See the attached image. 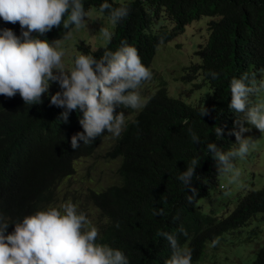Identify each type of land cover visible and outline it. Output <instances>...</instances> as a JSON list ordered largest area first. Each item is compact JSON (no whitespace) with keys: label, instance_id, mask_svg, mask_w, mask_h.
<instances>
[{"label":"trees","instance_id":"obj_1","mask_svg":"<svg viewBox=\"0 0 264 264\" xmlns=\"http://www.w3.org/2000/svg\"><path fill=\"white\" fill-rule=\"evenodd\" d=\"M105 2L113 7H129V15L112 28L110 45L119 48L124 38L146 61L156 44L183 31L192 19L217 16L207 22V37L196 51L199 62L195 65L207 80L211 104L196 107L184 122L170 105L158 111L149 107L127 127L135 136L123 135L104 156L99 154L110 162L118 159L104 183L64 187L69 188L64 199L77 204L79 212L84 213L85 205L94 207L104 217L99 223L100 239L124 252L129 264H165L171 248L157 231L176 236L182 246L190 248L193 263L202 255L205 241L264 211V187L239 191L232 209L223 216L212 217L211 210L196 204L199 197H209L210 190L221 186V174L207 144L214 142L224 151L238 147L230 134L237 114L229 108V85L232 77L264 68V0H82L86 11L91 6L99 9ZM104 14L108 16L107 11ZM160 16L170 20L171 26L168 20L167 24L157 25ZM6 24L11 23L0 18V25ZM66 30L62 21L39 38L51 42L63 37ZM13 32L18 36L17 31ZM212 72L217 73L215 79ZM53 90L59 91V85H53ZM204 107L208 114L202 116ZM62 111L40 104L30 108L29 115L11 116L0 101V214L10 222L8 234L14 231L15 221L46 210L56 198L62 178L73 172L76 160L97 148L96 140L88 145L79 141L78 149L71 147V137L83 128L77 122L70 125L69 119L65 123L59 118ZM35 125L47 128L41 137L51 139L40 141V145L18 140ZM216 126L223 130L220 138L214 132ZM189 129L200 142L192 141ZM192 159L199 162L192 181L197 189L195 196L178 178ZM160 209L163 215L153 214ZM247 259V264H264V244Z\"/></svg>","mask_w":264,"mask_h":264},{"label":"clouds","instance_id":"obj_2","mask_svg":"<svg viewBox=\"0 0 264 264\" xmlns=\"http://www.w3.org/2000/svg\"><path fill=\"white\" fill-rule=\"evenodd\" d=\"M90 8L86 11L82 0H0V18L11 23L0 25V101L11 116L29 115V109L39 107L40 104L62 108L64 111L59 118L65 123L69 119L70 125L77 122L83 128V132H77L71 137V147L78 149L79 141L88 145L94 140L98 147L104 141L106 151L99 150L104 156L109 151L108 147L118 143L123 135H136L128 132L127 127L137 121V117L149 107L154 106L158 111L165 105H170L184 122L196 107L207 102V105L211 104L210 95L206 102L189 103L181 97L178 88L176 92L168 91L165 76L171 74L161 72L159 67L158 75L152 61L156 47L168 40H161L155 45L148 61L139 56L138 49L129 45L124 38L119 48L110 45L112 28L129 15L126 4L113 7L105 2L99 9L93 7L103 15L107 11L108 16H105L113 26L109 29L101 27L97 37L99 42H93L91 46L83 44L81 36L78 37L79 42L73 38L75 48L69 63L65 64L64 40H59L67 35L68 39L76 29L87 26L86 18ZM211 17L208 20L217 18ZM62 21L64 29H67L63 37L51 42L39 38L53 27L59 26ZM73 27L75 28L72 30ZM97 29L91 26L84 30V34ZM13 30L18 32V36ZM203 43L197 45L201 47ZM98 48L100 50L97 53H92ZM197 50L193 52L199 57ZM198 62L199 59L184 66L181 75H172L179 80L178 85L179 82L192 80H195L194 87L207 84V80L195 69ZM256 71L261 74L260 79L256 78ZM210 75L213 79L217 77L215 72ZM53 85H59L60 90L54 92ZM229 86V108L237 114L230 134L234 135L238 147L224 151L211 142L207 144V149L217 162L218 173L231 174V180L235 181L241 173L234 161L245 158L254 143L251 137L244 136V133L250 131L245 123L264 133V68L253 70L251 75L245 72L239 77H232ZM257 94L258 99L262 100L254 102ZM47 96L50 98L45 101ZM71 112L73 115L69 116ZM207 114L208 109L204 107L201 115ZM46 130L41 125H35L24 131L18 140L40 145V141L45 143L51 139L41 137ZM222 131L218 126L214 129L218 138ZM189 132L193 142H200L196 133L191 129ZM123 143L124 141L119 142ZM104 159L111 160L106 157ZM198 164L196 159H192L178 177L186 189H191L192 196L197 192L192 187V181ZM192 196L189 197L190 203ZM61 207L62 210L47 207L46 210L24 216L22 221H15L14 231L10 234L7 233L10 222H6L5 217L0 214V264H129L124 252L106 245L100 239L99 223L104 217L96 209L93 216L96 227L88 228L86 211L79 212L77 204L71 202ZM210 210V216L219 217ZM153 214L163 215V210ZM180 231L187 236L182 227ZM225 231L227 230L222 232ZM222 232L205 241L204 246L209 242L214 248L218 243L217 236ZM156 234L165 238L171 248V256L165 264H193L192 250L182 246L176 236L162 231H157Z\"/></svg>","mask_w":264,"mask_h":264},{"label":"rangeland","instance_id":"obj_3","mask_svg":"<svg viewBox=\"0 0 264 264\" xmlns=\"http://www.w3.org/2000/svg\"><path fill=\"white\" fill-rule=\"evenodd\" d=\"M113 1L123 2L125 0ZM209 18L212 17L202 15L198 19L191 20L185 25L182 32L156 47L152 57L158 75L160 74L159 67L161 72L171 74L165 76L168 91L176 92L179 89L181 97L189 103L208 101L210 91L207 84L194 87L193 83L195 80H192L179 82L178 85L179 80L173 76L181 75L184 66L199 59L193 51L200 48L197 44L203 43L207 36L206 26ZM86 19L87 26L76 29L72 37L67 39V35L59 40H64L62 44L65 51V64L69 63L70 55L75 48L73 38L79 42L78 37L81 36L80 40L84 41V43H81L91 46L93 42L94 44L99 42L100 39H97V37L99 36L101 27L109 29V27L113 26L107 16L93 7L88 11V18ZM165 20L168 19L160 16L157 25L164 24ZM168 21L169 26H171L172 22ZM91 26L98 29L90 34H84V30H87ZM59 47L62 48L61 43H59ZM256 78H261V74L258 71H256ZM258 96L259 94L255 96L254 102L262 100L258 99ZM245 127H249L250 131L244 133V136L251 137L254 143L245 158H237L234 161L236 168L240 170V177L232 181L231 174H221L218 181L221 186L210 190L209 197L201 196L197 199L196 204L202 203L201 205L204 210L208 211L211 208L213 213L219 216H223L230 211L235 203V195L239 191L242 190V193L245 189L264 187V133H261L255 126L248 125L247 123H245ZM106 146V143L101 141L93 153L79 157L76 160L73 172L68 177L62 178L56 198L48 208L56 207L62 210L61 206L67 203L64 199L65 192L70 187L85 186L83 185L84 183L90 186L104 183L105 179L114 171L118 164V159L110 162L99 155V150L105 152ZM80 178L81 181H79ZM67 186L69 187L68 189L64 188ZM94 209L92 206L85 205L86 216L89 221L88 228L96 227L93 217L95 215ZM216 241L218 243L215 244L214 248L212 245H209V242H206L203 255L199 260L193 262V264H247L249 260L247 258L251 259L253 257L254 249L264 244V211L255 212L246 223L222 232L217 236Z\"/></svg>","mask_w":264,"mask_h":264}]
</instances>
